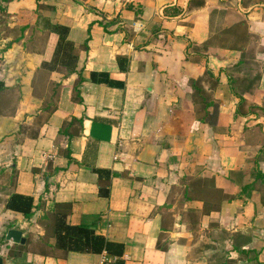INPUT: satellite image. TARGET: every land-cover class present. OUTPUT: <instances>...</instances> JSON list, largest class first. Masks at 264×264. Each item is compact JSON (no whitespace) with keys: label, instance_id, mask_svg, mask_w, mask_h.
I'll list each match as a JSON object with an SVG mask.
<instances>
[{"label":"crops","instance_id":"1","mask_svg":"<svg viewBox=\"0 0 264 264\" xmlns=\"http://www.w3.org/2000/svg\"><path fill=\"white\" fill-rule=\"evenodd\" d=\"M55 26L69 30L63 41ZM244 56L255 75L238 69ZM208 70L220 82L202 83L214 127L197 119L192 87ZM257 126L264 133V0H0L2 264H210L219 230L228 250L249 237L263 263L261 195L242 193ZM199 178L234 199L204 215L185 196ZM14 194L34 199L30 220L8 210ZM54 204L71 205L70 226L124 245L122 258L21 252L10 232L25 244L43 236Z\"/></svg>","mask_w":264,"mask_h":264},{"label":"trees","instance_id":"2","mask_svg":"<svg viewBox=\"0 0 264 264\" xmlns=\"http://www.w3.org/2000/svg\"><path fill=\"white\" fill-rule=\"evenodd\" d=\"M39 7L41 8V5ZM54 32H56L63 41L67 37L69 30L67 28L55 26ZM230 46L232 48H239L236 44ZM250 61L251 59L249 60L247 56L246 58L244 56V59H242L238 65V69L248 71L247 67L252 64ZM205 80L211 84V90L213 91L220 86L219 80L214 77L213 73L209 70L206 72L204 78L192 81L194 102L196 105L195 112L197 119L201 123L214 127L217 124L219 114L218 106L213 101L212 93L206 91L202 86ZM256 81L257 80L254 78L251 81H247V83L252 88ZM228 82L231 89L234 91L235 81L233 77L230 78ZM245 106L246 101L241 99L237 107V115H248L245 112ZM261 131L262 128L260 126L254 129H247V132L250 133L251 136L248 142H251L253 145H260V150H258V154L253 159L254 169L251 175L254 181L243 187L242 193L251 192L253 190L258 191L261 195V203L264 207V173L259 168L260 162L264 161V133ZM188 185L185 193L186 199L202 201L204 203V215L211 214L212 212H220L222 204L225 201H232L234 199V197L228 196L224 194L223 191L217 189L212 180H205L202 178L194 179L190 180ZM7 208L8 210L22 214L27 220H30L34 215V199L30 196L14 194L9 199ZM71 211L72 208L70 204H54L51 209L45 212V216L41 221L45 230L44 235L39 238L29 237L27 243L21 247V252L45 257L67 256L70 252L82 254L92 253L97 256L106 253V255L111 258H122L124 255V245L110 242L106 238L97 235L94 230L70 226L67 223V219ZM162 229H165V224H163ZM231 242L232 250L228 251L224 261L218 264H264V262H260V256L263 254L262 251L246 249L251 242L249 237L236 235L231 237ZM164 250H166V248H164ZM232 253H236L238 256L237 259L228 256ZM219 256L220 254L218 255L215 253L212 258H218ZM118 264L123 263L118 260Z\"/></svg>","mask_w":264,"mask_h":264},{"label":"rangeland","instance_id":"3","mask_svg":"<svg viewBox=\"0 0 264 264\" xmlns=\"http://www.w3.org/2000/svg\"><path fill=\"white\" fill-rule=\"evenodd\" d=\"M252 63V62H251ZM247 70H254L255 72H253V74L255 75V73H257L260 68L257 65H254V63H252L250 66L247 67ZM247 73V71L245 72ZM244 86H247V84H245ZM253 167L252 169L249 171V174L252 178V173H253ZM252 180H254L252 178ZM212 238H213V242L215 243V250L213 251V255L209 258L210 264H218L224 261L225 257H227V252L230 251L227 249L228 244L230 243V237L226 232H223L221 230L214 232V234H212ZM217 253L218 255L220 254V256L218 258H212L214 256V254ZM230 257H233L234 255H228ZM238 256H236L234 259H237ZM239 264V263H237Z\"/></svg>","mask_w":264,"mask_h":264},{"label":"water","instance_id":"4","mask_svg":"<svg viewBox=\"0 0 264 264\" xmlns=\"http://www.w3.org/2000/svg\"><path fill=\"white\" fill-rule=\"evenodd\" d=\"M9 240H12L14 243L25 244V239H23L21 233L17 231L10 232ZM0 264H2V259H0Z\"/></svg>","mask_w":264,"mask_h":264},{"label":"built area","instance_id":"5","mask_svg":"<svg viewBox=\"0 0 264 264\" xmlns=\"http://www.w3.org/2000/svg\"><path fill=\"white\" fill-rule=\"evenodd\" d=\"M108 262V260L107 259H102L101 261H100V263L99 264H106Z\"/></svg>","mask_w":264,"mask_h":264}]
</instances>
